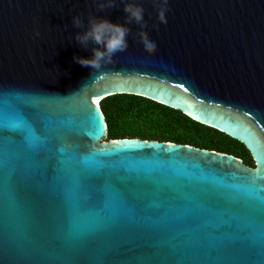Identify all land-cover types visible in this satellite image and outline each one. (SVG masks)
I'll return each instance as SVG.
<instances>
[{
	"label": "water",
	"instance_id": "obj_1",
	"mask_svg": "<svg viewBox=\"0 0 264 264\" xmlns=\"http://www.w3.org/2000/svg\"><path fill=\"white\" fill-rule=\"evenodd\" d=\"M100 2L0 0V109L16 102L38 130L50 127L55 136L49 158L24 162L30 179L15 209L0 210V264H242L234 217L245 193L231 186L258 170L264 185V0H167L166 24L158 20L162 5L145 7L143 28L126 25L127 49L94 70L73 61L91 56L94 45L72 39L82 31L72 16L117 24L127 16L120 0L103 10ZM144 37L155 42L154 53L142 47ZM117 95L147 99L224 134L255 167L185 144L107 140L100 104ZM61 148L80 159L96 154L105 166L90 194L107 180L134 209L96 239L94 251L68 239L70 208L53 192ZM139 164L156 170L138 180ZM172 245L187 256L170 255Z\"/></svg>",
	"mask_w": 264,
	"mask_h": 264
},
{
	"label": "snow or ice",
	"instance_id": "obj_2",
	"mask_svg": "<svg viewBox=\"0 0 264 264\" xmlns=\"http://www.w3.org/2000/svg\"><path fill=\"white\" fill-rule=\"evenodd\" d=\"M87 120L95 128L98 127L93 116H88ZM53 131L50 127L38 130L16 102H10L6 108L0 109V210L13 211L20 190L27 187L30 176L24 162L50 157L54 151ZM5 133H15L21 139L17 141ZM59 152L62 155V178L53 192L61 195L70 208L68 239L77 249L94 251L96 239L111 234L117 227L116 221L124 219L134 209L128 206L123 193L107 180L96 196L90 194L98 170L105 166L96 154L80 159L68 149L61 148ZM135 170L140 180L150 177L156 169L151 165L139 164L135 165ZM261 178L258 170L254 175L244 177L243 185L231 186L245 193L240 200V214L234 217L236 230L240 232L234 244L244 254L242 264H264V185L258 183ZM172 210L177 212L175 208ZM5 239L7 246L8 238ZM172 249V256L176 252L187 256V252L177 245H172Z\"/></svg>",
	"mask_w": 264,
	"mask_h": 264
},
{
	"label": "trees",
	"instance_id": "obj_3",
	"mask_svg": "<svg viewBox=\"0 0 264 264\" xmlns=\"http://www.w3.org/2000/svg\"><path fill=\"white\" fill-rule=\"evenodd\" d=\"M100 106L107 123V140L138 138L171 142L244 159L242 144L147 99L117 95L103 100Z\"/></svg>",
	"mask_w": 264,
	"mask_h": 264
},
{
	"label": "clouds",
	"instance_id": "obj_4",
	"mask_svg": "<svg viewBox=\"0 0 264 264\" xmlns=\"http://www.w3.org/2000/svg\"><path fill=\"white\" fill-rule=\"evenodd\" d=\"M124 5L123 11L127 14L125 24L112 23L106 18L90 16L85 21L79 16H72V25L82 31L74 34L72 39L75 40L82 48L91 47V56L82 57L74 56L73 61L81 66L91 67L99 70L105 63L113 62V57L118 52H123L128 47L127 36L130 31L127 24L135 23L138 28L144 27L145 15L144 9L148 6L162 5L158 12L160 23L166 24V5L167 0H120ZM116 6V0H102L98 3V8H112ZM142 47L149 54L154 53L156 44L154 41L144 37L141 41ZM59 71V70H58Z\"/></svg>",
	"mask_w": 264,
	"mask_h": 264
},
{
	"label": "flooded vegetation",
	"instance_id": "obj_5",
	"mask_svg": "<svg viewBox=\"0 0 264 264\" xmlns=\"http://www.w3.org/2000/svg\"><path fill=\"white\" fill-rule=\"evenodd\" d=\"M163 142V141H162ZM176 144H178V143H176ZM190 146V145H189ZM242 148V149H241ZM240 148V150H242L241 152L243 153V155H244V159L242 158V157H239V158H241L242 159V162L244 163V164H246L247 166H249V167H251V168H253V167H255V163H254V161L252 160V158H251V156H250V154H249V152L246 150V148L243 146V147H241ZM235 157H238L237 155H234Z\"/></svg>",
	"mask_w": 264,
	"mask_h": 264
},
{
	"label": "bare ground",
	"instance_id": "obj_6",
	"mask_svg": "<svg viewBox=\"0 0 264 264\" xmlns=\"http://www.w3.org/2000/svg\"><path fill=\"white\" fill-rule=\"evenodd\" d=\"M99 101H100V100H98V103H97V104H99Z\"/></svg>",
	"mask_w": 264,
	"mask_h": 264
}]
</instances>
